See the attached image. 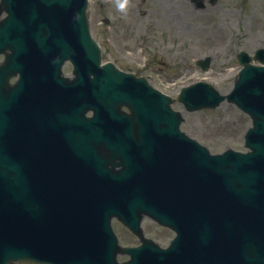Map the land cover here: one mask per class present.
Returning <instances> with one entry per match:
<instances>
[{
    "label": "water",
    "instance_id": "water-1",
    "mask_svg": "<svg viewBox=\"0 0 264 264\" xmlns=\"http://www.w3.org/2000/svg\"><path fill=\"white\" fill-rule=\"evenodd\" d=\"M59 1L67 3L69 0ZM14 16V20L6 23L9 24L8 29L0 28V46L4 42L17 45L15 33L24 32L22 26L29 25L18 18V13ZM78 25L87 28L83 21ZM0 26L6 27L3 24ZM260 52L264 53V50L258 53ZM255 58H260L264 63V57L257 54ZM239 59L244 67L228 97L253 117L254 127L247 134V145L252 151L244 155L230 151L224 156L208 157L205 156V147H200L195 141L189 139V142L183 143L190 151L196 148L192 161L197 165L184 160L183 155H176L174 159L181 156L182 161L177 164L180 169L183 165L189 166L186 167L189 184L184 189H192V198L201 200L196 206L192 198L188 199L181 194L183 207L178 209L180 199L168 203L163 194H155L156 191H152L151 187L154 177L148 170L143 174L144 183H148L146 187L143 184L139 188L122 189L118 185L103 188L94 182L90 185L74 177L80 165H60L56 159H50L55 154H43L40 151L32 153L36 144L32 141L24 143L17 134L14 139L6 117L1 116L0 170L9 165L2 171V177H7L5 185L9 189L13 190V184L16 186L17 193L12 196L9 204L4 203L6 200L0 201V264H7L17 258L39 259L37 253L24 251L20 247L23 243L6 238L1 232V223L7 221L13 226H23L27 231L33 229L36 232L46 220L57 224L62 219L60 210L64 207L65 211L69 209V216L65 217L63 238L68 247L74 246L76 249L73 256L63 255L68 264H119L116 260L119 247L115 240L110 239L108 221L116 214L139 231L143 212L174 226L179 230V235L173 247L167 250L160 249L152 241H147L139 248L120 249L132 255L130 262L125 264H264V66L251 64L252 57L245 52L239 55ZM199 63L207 68L210 57ZM113 82L106 81L102 85L103 90L95 86L94 99L99 102L103 95L109 94V90L114 91L117 84H112ZM143 94L153 97L149 91ZM224 98L211 84L204 82L184 89L181 94V99L190 109L215 107ZM111 114L120 119L132 145L138 146L140 150V146H168L173 137L176 140L178 138V115L170 110L168 100L164 97L155 99L150 107L142 104L136 114L134 112L130 117L116 116L112 110ZM160 120L163 122H159ZM107 145L110 149L116 146L111 141ZM107 152L110 154L109 149ZM18 154L21 158L22 155L26 157L28 164L21 162V158L18 164ZM205 157L207 162H202L206 160ZM12 158L14 163L10 164ZM205 164L209 167L219 165L223 172L234 171L239 177L237 186L228 181L226 198L211 195L205 197L207 189L200 169ZM234 164H237L238 170ZM17 165H20L21 171L10 178L8 172ZM171 170L176 171L177 167H172ZM177 175L179 174L172 177ZM30 179L42 186L44 201L35 200L29 195V187L24 183ZM53 188L60 192H55ZM124 193L131 195L125 197ZM78 199H84V202L79 203ZM188 207L193 209L189 210ZM92 218L97 219L100 224ZM221 228L228 233L221 234Z\"/></svg>",
    "mask_w": 264,
    "mask_h": 264
},
{
    "label": "rangeland",
    "instance_id": "rangeland-1",
    "mask_svg": "<svg viewBox=\"0 0 264 264\" xmlns=\"http://www.w3.org/2000/svg\"><path fill=\"white\" fill-rule=\"evenodd\" d=\"M120 2L126 3L125 10L118 8ZM88 14L105 60L150 75L174 98L182 87L200 80L227 94L240 68L238 52L253 54L264 47V0H203L200 6L190 0H92ZM209 55L211 68L205 71L197 61ZM173 106L184 114L182 129L212 152L245 150L251 119L236 105L225 101L218 108L194 112L177 100ZM143 227L147 236L163 244L172 235L147 217ZM115 229L122 244L138 242L120 222H115Z\"/></svg>",
    "mask_w": 264,
    "mask_h": 264
},
{
    "label": "bare ground",
    "instance_id": "bare-ground-1",
    "mask_svg": "<svg viewBox=\"0 0 264 264\" xmlns=\"http://www.w3.org/2000/svg\"><path fill=\"white\" fill-rule=\"evenodd\" d=\"M75 2V0H71V1H68L66 4H63L59 10H58V13L59 14H64V15H68L67 17V23H71V26L70 28L67 29V31L71 32L74 27H73V21H74V17H75V10L72 12L70 9H69V6L71 4H73ZM64 30V28H62V31ZM126 95H129V96H132V93H128ZM170 171L171 169L168 170V172L166 174H164L163 176H161L162 179H164V181H162L163 183H165V181H167L171 175H170ZM235 179H238L239 180V177L238 176H234Z\"/></svg>",
    "mask_w": 264,
    "mask_h": 264
},
{
    "label": "clouds",
    "instance_id": "clouds-1",
    "mask_svg": "<svg viewBox=\"0 0 264 264\" xmlns=\"http://www.w3.org/2000/svg\"><path fill=\"white\" fill-rule=\"evenodd\" d=\"M117 6L121 10H125L126 9V3L125 2H120V3H118Z\"/></svg>",
    "mask_w": 264,
    "mask_h": 264
}]
</instances>
